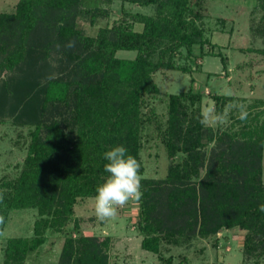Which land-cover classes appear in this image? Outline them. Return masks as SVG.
<instances>
[{
  "label": "trees",
  "instance_id": "16d2710c",
  "mask_svg": "<svg viewBox=\"0 0 264 264\" xmlns=\"http://www.w3.org/2000/svg\"><path fill=\"white\" fill-rule=\"evenodd\" d=\"M113 1L17 0L12 11L0 12V123L11 118L30 128L19 173L0 182V226L13 210L38 214L31 237L7 239L2 264H25L47 228L62 231L74 220L78 199L95 197L108 175L102 154L112 146L123 144L142 174L140 148L149 127L170 162L163 178L142 177L141 248L170 264L163 243L188 244L239 228L245 230L244 258L264 261V110L251 113L257 105L250 104L246 119L231 116L240 123L236 129L233 122L222 129L205 125L192 77L186 90L168 94L164 119L148 103L159 92L156 72H192L187 61L194 60L195 45L199 55L221 56L226 68L219 51H203L213 45L203 27L207 0H121L153 11L123 9L120 18L88 34L80 21L93 26L109 15L102 4ZM254 6L264 20V0ZM257 30L264 38V27ZM211 98L219 115L234 99ZM109 245V236L79 232L64 239L57 264H110Z\"/></svg>",
  "mask_w": 264,
  "mask_h": 264
},
{
  "label": "rangeland",
  "instance_id": "374dc122",
  "mask_svg": "<svg viewBox=\"0 0 264 264\" xmlns=\"http://www.w3.org/2000/svg\"><path fill=\"white\" fill-rule=\"evenodd\" d=\"M17 0H0V12H10ZM255 0H207V16L203 27L213 45H206L204 52H220L226 59L223 68L221 56L199 55V46L195 45L194 60L187 61L192 66L191 73L176 70H160L154 80L159 92L148 97V103L156 113L165 118L169 93H179L189 87L192 77L193 90L201 92L200 110L202 121L214 129L226 128L232 122L233 128L239 126L231 116L238 118L237 106L242 110L250 104H256L251 113L264 110V38L258 28L264 27V20H259L260 9H256ZM109 15L102 17L90 26L85 20L81 24L88 34H95L100 26L110 25L122 16L123 9L150 13L151 7H142L121 0L102 4ZM134 28L141 29L136 23ZM120 57H132L133 51H118ZM183 62L182 60H180ZM196 68V69H195ZM233 96L227 101L219 115L212 94ZM261 99L262 103L257 100ZM147 108H144L146 111ZM150 127L144 128L140 157L144 178H163L170 159L163 144ZM28 126L13 124L11 118L0 123V182L15 177L21 168L29 142ZM213 142L207 143L209 149ZM203 173V170H202ZM262 180L264 182V145L262 156ZM94 198H79L74 205V220L67 223L62 231L47 228L45 240L36 251L31 252L25 264H57L59 253L66 237H76L79 232L85 235L109 236L108 261L110 264H164L157 254L144 250L140 246L142 235L139 234L136 215L138 204L129 200L123 206H117L114 217L101 221L94 211ZM38 218L36 209H17L9 212L5 223L0 226V264L4 259V248L10 237H31L33 223ZM74 221L77 223L75 227ZM245 230L239 228L220 229L208 238L195 237L188 244L161 245L164 258L170 256V264H263V259L254 262L242 255Z\"/></svg>",
  "mask_w": 264,
  "mask_h": 264
},
{
  "label": "clouds",
  "instance_id": "9594fccd",
  "mask_svg": "<svg viewBox=\"0 0 264 264\" xmlns=\"http://www.w3.org/2000/svg\"><path fill=\"white\" fill-rule=\"evenodd\" d=\"M247 112L241 110L239 119L244 120ZM104 171L108 174L96 188L94 211L101 221L114 217L117 206L125 205L129 200L139 202L143 196L140 162L128 153L123 144H116L103 154ZM264 212V205L260 206Z\"/></svg>",
  "mask_w": 264,
  "mask_h": 264
}]
</instances>
